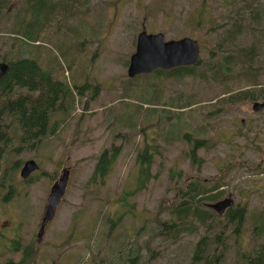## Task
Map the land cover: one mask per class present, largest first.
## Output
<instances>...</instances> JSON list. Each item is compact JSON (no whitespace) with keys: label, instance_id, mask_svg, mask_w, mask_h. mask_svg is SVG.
Segmentation results:
<instances>
[{"label":"rangeland","instance_id":"374dc122","mask_svg":"<svg viewBox=\"0 0 264 264\" xmlns=\"http://www.w3.org/2000/svg\"><path fill=\"white\" fill-rule=\"evenodd\" d=\"M249 1L50 0L51 14L32 44L37 45L41 66L66 90L61 103L50 110L47 131L38 141L19 144L13 135L1 149L0 262L21 257L20 251L10 250V239L19 236V247L29 246L32 252L29 264H131L129 254L136 248L147 264H187L191 246L205 227L172 239L161 235L153 220L156 204L171 197L169 180L176 177L169 179L168 174L177 169L183 173L180 179L206 181L222 174L223 196L234 195L231 206L244 204V233L235 248L231 245L224 252L223 264H238L240 250L247 252L263 242L264 106L252 111V100L240 99L219 114V109L210 113L217 98L249 85L226 80L225 88L190 75L164 79L154 70L128 77L124 64L144 23L148 32L160 31L164 38L197 39L199 60L209 65H214L216 39L230 47L253 44L257 55L252 62L259 66L258 82L264 85V0L258 21L250 17ZM29 3L32 0H8L1 9L0 59L17 54V41L11 38L15 33L9 28L21 6L18 14L30 18ZM198 8L203 21L197 28L193 20ZM234 26L240 33L224 40L222 35ZM182 101L193 102L182 108L177 124L172 106ZM190 129L207 136V143L195 150L198 165L187 158L183 139ZM13 131L17 134L19 127ZM145 142L148 147L160 144L159 153L153 154L145 187L137 188L141 177L134 165L135 151ZM112 145L120 147L110 170L102 182L88 184L95 155ZM27 158L38 166L21 178L19 167ZM219 166L226 168L218 170ZM62 167L68 169L65 191L38 238L35 232L47 193ZM147 244L155 252L152 258ZM241 262L248 264L247 257Z\"/></svg>","mask_w":264,"mask_h":264},{"label":"trees","instance_id":"16d2710c","mask_svg":"<svg viewBox=\"0 0 264 264\" xmlns=\"http://www.w3.org/2000/svg\"><path fill=\"white\" fill-rule=\"evenodd\" d=\"M7 2L8 0H0V11ZM259 4L260 0H250L247 4L250 7V17L255 21L259 19ZM29 5L30 18L26 20L23 15L18 14V11H22L23 6H21L18 8L16 18L9 28L15 33L11 38L17 41L15 47L17 54L10 58L0 59L8 64L7 70L0 77V153L2 147L11 142L13 135L17 136L19 144L26 143V141L33 144L38 141L47 131L50 110L61 103L66 90L64 84H61L53 75L51 76L49 69L41 66L38 61L37 50H35L37 45L32 44L39 37L40 27L43 25L45 17L51 14L50 0H33ZM202 15V8H198L196 18L193 20L197 28L203 21ZM240 31L237 26H234L231 31L228 29V33L222 37L226 41L232 40L233 34H238ZM29 45H31L32 51L29 50ZM215 48L219 53L217 54L216 51L213 54L215 56L214 65H212L213 63L209 65L208 62L198 58L197 62L191 65H178L168 70L156 68L154 72L164 79L179 80L183 75H190L191 78L196 76L203 82L221 83L225 85V88L228 87L229 83L223 82L226 80H230L234 85L236 81V85L242 83L249 85L241 90H236L228 97L217 98L213 104H210V106L215 107L210 111L212 114H215L218 109L220 111L217 113H221L228 103L237 102L236 100L239 103L240 99L255 100L259 97L263 99L264 85H260L258 82L259 66L254 64L255 60L252 62V59L257 55L256 47L253 44L238 47L224 46L221 39H216L213 49L215 50ZM124 64L127 65V61ZM197 67L200 68L197 69ZM235 68L238 69L235 70ZM207 71L210 73L207 74ZM82 86L83 84L79 85L78 93H80ZM95 87L96 84L93 85V89ZM192 102H176L172 106L178 113L176 115L177 124L181 120L180 111L182 108L189 107ZM240 123V126H243L241 121ZM16 126L20 130L17 134L13 131ZM191 130L184 135L185 139L183 140L188 144V160L195 161L198 165V159L194 160L195 150L207 143V136H204L206 135L203 133L204 131L191 133ZM180 139L182 141L181 137ZM119 147L120 145H112L109 148H103L95 155L92 172L87 178L88 184L94 183L97 179H99L98 182L103 181L118 155ZM159 147L160 144L148 147L145 142L141 148L136 149L134 165L141 177V182L137 184V188L145 187L147 179L151 176L150 164L154 152L159 153ZM220 168L223 170L226 167L219 166L218 170ZM182 174L180 169L172 170L168 174L169 179H172L173 176L176 178L173 181L169 180L170 185H172L171 197L165 200L166 202L162 198V202L159 201L156 204L153 218L156 228L158 227L163 232L161 235H167L166 238L176 239L180 232L185 231L192 234L196 232L199 226H204L206 230L191 246L193 251L188 257L189 262L187 264H223L224 252L231 245L235 248L237 241L244 233V204L237 203L228 207L223 214H218L203 205L202 202H210L223 196L224 190L221 188L225 184L223 175L217 173L216 175L220 176L214 175L215 177H208L206 181L205 179L198 181L197 177L195 179H190V177L180 179ZM261 212L263 210L251 215ZM230 237L233 238L234 242L228 241L227 238ZM11 239L10 250L20 251L21 257L18 260L7 258L0 264H29L32 254L29 251V246L22 245L19 247V236ZM145 247L151 249L148 244ZM154 253L151 249L148 258H152ZM129 255H132L129 258L131 264H147V260H142L143 256L139 253L138 248ZM244 256L247 257L248 264H264V240L247 252L240 250L238 264H242L241 257Z\"/></svg>","mask_w":264,"mask_h":264},{"label":"water","instance_id":"95a60500","mask_svg":"<svg viewBox=\"0 0 264 264\" xmlns=\"http://www.w3.org/2000/svg\"><path fill=\"white\" fill-rule=\"evenodd\" d=\"M199 58V46L194 38L185 35L178 38H164L160 31H146L143 23L137 31L134 41V50L128 57L126 65L127 76H134L136 73H145L156 67L169 68L177 65H185L197 62ZM8 64L0 60V77L7 70ZM264 105V98L261 101L252 100V111H256ZM37 163L32 158L23 160L19 167V175L26 178L27 175L37 168ZM67 179V169L64 168L59 178L50 186L40 217V224L36 237H40L42 227L46 220L54 213V207L64 191ZM232 195H226L210 202H202L218 214L223 213L232 205Z\"/></svg>","mask_w":264,"mask_h":264},{"label":"bare ground","instance_id":"6f19581e","mask_svg":"<svg viewBox=\"0 0 264 264\" xmlns=\"http://www.w3.org/2000/svg\"><path fill=\"white\" fill-rule=\"evenodd\" d=\"M143 25H144V23H143ZM144 28H145V26H144ZM146 30V29H145ZM147 31V30H146ZM163 34V33H162ZM163 37H164V35H163ZM195 39V38H194ZM196 41H197V44H198V46H199V43H198V40L197 39H195ZM191 64H193V63H190V64H185V65H191ZM174 67V66H173ZM156 68H159V67H156ZM156 68H154L153 70H155ZM170 68H172V67H169V68H165V69H170ZM153 70H151V71H149V72H152ZM149 72H145V73H149ZM136 74H138V73H136ZM135 74V75H136ZM128 77H131V76H128ZM264 106V105H263ZM257 111V110H256ZM241 122L243 123V120H241ZM36 162V161H35ZM37 163V162H36ZM35 169H33L28 175H27V177L34 171ZM21 177V176H20ZM67 179H68V169H67ZM67 179H66V184H65V188H66V185H67ZM65 188H64V191H65ZM64 191H63V193H64ZM63 193L61 194V196H60V198H59V200L61 199V197L63 196ZM232 195V201H234V195L233 194H231ZM59 202V201H58ZM57 205V204H56ZM206 207H209V206H207V205H205ZM56 207V206H55ZM55 207H54V211H55ZM210 208V207H209ZM215 211V210H214ZM216 212V211H215ZM224 213V212H223ZM223 213H221V214H223ZM54 214V213H53ZM53 216V215H52ZM51 219V218H50ZM49 220V219H48ZM48 220H46V221H48ZM46 221L44 222V224H43V226L45 225V223H46ZM42 233H43V230H42ZM42 233H41V235H42ZM40 235V236H41ZM38 238H40V237H38Z\"/></svg>","mask_w":264,"mask_h":264},{"label":"flooded vegetation","instance_id":"af4514ba","mask_svg":"<svg viewBox=\"0 0 264 264\" xmlns=\"http://www.w3.org/2000/svg\"><path fill=\"white\" fill-rule=\"evenodd\" d=\"M30 2V1H29ZM32 2H33V0H32ZM178 66V65H177ZM163 69V68H162ZM65 167H62V169H64ZM63 171V170H62ZM62 173V172H61ZM61 175V174H60ZM39 224H40V221H39ZM39 224H38V227H39ZM37 230H38V228H37ZM37 232V231H36ZM36 232H35V234H36ZM12 240V239H11Z\"/></svg>","mask_w":264,"mask_h":264}]
</instances>
